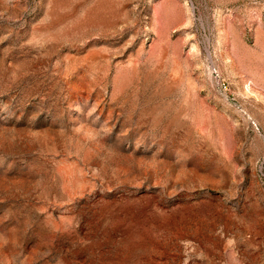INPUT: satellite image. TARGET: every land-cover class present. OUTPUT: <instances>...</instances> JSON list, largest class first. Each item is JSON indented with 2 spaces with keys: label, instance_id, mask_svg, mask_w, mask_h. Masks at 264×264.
Masks as SVG:
<instances>
[{
  "label": "rangeland",
  "instance_id": "obj_1",
  "mask_svg": "<svg viewBox=\"0 0 264 264\" xmlns=\"http://www.w3.org/2000/svg\"><path fill=\"white\" fill-rule=\"evenodd\" d=\"M0 264H264V0H0Z\"/></svg>",
  "mask_w": 264,
  "mask_h": 264
}]
</instances>
